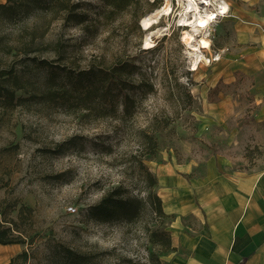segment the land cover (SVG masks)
Wrapping results in <instances>:
<instances>
[{
	"label": "rangeland",
	"instance_id": "obj_1",
	"mask_svg": "<svg viewBox=\"0 0 264 264\" xmlns=\"http://www.w3.org/2000/svg\"><path fill=\"white\" fill-rule=\"evenodd\" d=\"M20 1L12 14L0 10V85L14 90L0 96V218L26 242L0 244V264L23 250L17 264H61L60 245L94 264H185L181 237L206 220L194 185L216 177L243 186L264 168V0H221L228 11L210 24L203 51L211 61L197 70L181 1L137 0L113 13L104 0H62L75 14L60 0ZM167 3L170 13L155 16ZM247 13L260 19L249 37ZM102 73L117 85L91 101L82 85ZM117 187L145 201L139 216L92 219L89 207ZM158 228L176 245L152 240Z\"/></svg>",
	"mask_w": 264,
	"mask_h": 264
},
{
	"label": "crops",
	"instance_id": "obj_2",
	"mask_svg": "<svg viewBox=\"0 0 264 264\" xmlns=\"http://www.w3.org/2000/svg\"><path fill=\"white\" fill-rule=\"evenodd\" d=\"M250 13L243 17L247 37L260 20ZM194 186L206 220L198 221V233L181 237L185 264H264V168L243 186L216 177ZM171 238L175 246L179 237Z\"/></svg>",
	"mask_w": 264,
	"mask_h": 264
},
{
	"label": "trees",
	"instance_id": "obj_3",
	"mask_svg": "<svg viewBox=\"0 0 264 264\" xmlns=\"http://www.w3.org/2000/svg\"><path fill=\"white\" fill-rule=\"evenodd\" d=\"M12 0H6L4 3H0V10L5 11L7 14H12L15 12L17 6L22 4V1L18 0L14 3H9ZM109 6V12H116L118 10H123L128 6L132 5L137 0H104ZM157 0H153L155 2ZM34 4L36 7H40L43 4V0H28ZM156 3V2H155ZM59 10H68L69 14H75L77 5H69L66 7L62 0L59 1ZM117 70H114L112 76L115 75ZM107 73H102L101 77L98 79V82H90L89 85H82L85 88V95L91 100H108L110 98L111 90L117 84L112 81L105 85L107 79ZM115 84V85H113ZM5 93L6 98H13L14 90L11 92L4 86L0 85V96ZM68 92V89L65 87L62 88L61 94ZM47 94V93H46ZM44 94V96L46 95ZM131 99H126L124 102V109L127 110ZM154 146V142L152 143ZM61 145H58L54 152L61 151ZM147 178L150 181V185L154 183V179L150 173L147 172ZM150 195V204L153 207V210L158 214L162 215V205L160 198L155 193H149ZM145 207V201L140 198H135L131 196H125L123 190L120 187L111 189L106 192L101 199L94 205H91L88 209V215L96 221H111L115 219H125L127 221H132L139 216L141 210ZM21 212V210H20ZM14 221L11 220L10 224H13ZM8 224L6 220L0 218V244L1 245H12L18 243H25L26 240L21 235L14 233V228L12 225ZM152 240L156 241L162 246L163 250H167L171 247V237L169 232L164 228H158L151 232ZM60 251H58L61 264H94V257L87 253L76 251L66 245H60ZM28 252L23 250L19 254L13 256L9 264H17L19 258H22L23 261L26 260Z\"/></svg>",
	"mask_w": 264,
	"mask_h": 264
},
{
	"label": "bare ground",
	"instance_id": "obj_4",
	"mask_svg": "<svg viewBox=\"0 0 264 264\" xmlns=\"http://www.w3.org/2000/svg\"><path fill=\"white\" fill-rule=\"evenodd\" d=\"M183 4V15L190 14L193 20L190 21L183 16L180 19L179 25L181 26H192V29L185 30L183 32L182 41L186 45L188 56L191 58V70H197L199 64L203 61L208 63L211 61L208 57L203 54L204 50H208L211 47L210 39L208 38V28L215 19L228 11V4L226 1L221 0H178ZM217 1L219 3H217ZM215 5V9H208ZM170 6L167 3L161 9L157 8L154 15L160 16L163 14L170 13ZM153 23L151 15H147L142 19V24L145 28H148ZM196 37H199L197 39ZM145 47L152 46V42L145 39ZM216 57L214 60H217Z\"/></svg>",
	"mask_w": 264,
	"mask_h": 264
},
{
	"label": "built area",
	"instance_id": "obj_5",
	"mask_svg": "<svg viewBox=\"0 0 264 264\" xmlns=\"http://www.w3.org/2000/svg\"><path fill=\"white\" fill-rule=\"evenodd\" d=\"M68 210H69L70 212H75V211H76V208L73 207V206H69V207H68Z\"/></svg>",
	"mask_w": 264,
	"mask_h": 264
}]
</instances>
